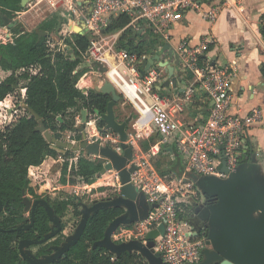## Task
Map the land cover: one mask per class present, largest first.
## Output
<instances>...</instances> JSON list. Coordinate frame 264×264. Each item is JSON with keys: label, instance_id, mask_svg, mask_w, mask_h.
Returning a JSON list of instances; mask_svg holds the SVG:
<instances>
[{"label": "built area", "instance_id": "1", "mask_svg": "<svg viewBox=\"0 0 264 264\" xmlns=\"http://www.w3.org/2000/svg\"><path fill=\"white\" fill-rule=\"evenodd\" d=\"M49 1L55 7L60 1L63 6L70 1V6L74 9L79 8L81 3L82 12L78 13L77 22L83 30L81 34L88 36L90 40L88 49L81 56V66L90 65L95 69V63L100 62L105 67L102 71L96 66L102 78L100 83L104 82V76L108 78L109 71L114 67L121 82L130 83L138 93L137 101H133L139 112L133 123L136 133L133 138L129 135L128 141L134 145L135 139L151 135L153 131H149L150 126L160 135L158 142L147 151L146 156L134 158L137 169L131 174V182L145 193L150 203L158 205L152 209L146 220L137 222L134 229L122 227L114 232L112 239L120 243L140 240L147 244V233L165 222L164 234L155 238L154 252L160 253L166 264H200L204 259L203 250L209 247L207 237L204 233L198 237L191 235L194 229L185 230L184 221L180 217V213L184 211L182 203H187L198 195L195 183L188 178L192 173L226 178L228 173L222 170L224 165L230 171L236 170L240 164V152L250 138L252 127L263 123L262 111L253 108L244 115L231 111L234 95L230 86L236 69L213 60L209 51L210 45L214 43L213 37H206L195 44L186 40L178 44L176 56L179 59L180 73L190 74L192 78L181 96L162 97L155 88L168 76L166 66L160 63L165 60L161 58L160 62L156 61L142 77V64L151 55L132 54L119 48L118 36L108 32L107 28L119 15H127L130 17L129 26L136 27L141 21H145L167 37L169 29L190 11L214 22L229 0ZM16 36L10 26L0 25V42L12 43ZM69 55L72 56L70 52ZM30 71L37 75L41 66L32 65L18 70L17 73ZM87 75L88 73L83 75L76 85L85 94L89 89V85L83 84ZM170 83L173 84L172 79ZM198 89L204 91L212 101L208 116L202 125L187 123L178 116L183 111V103L189 105ZM120 93L129 99L124 89H121ZM22 98H27L26 88L22 89ZM139 107H143L146 113H142ZM111 142L113 148L122 154L119 136L111 139ZM173 142L184 158L185 170L182 176L163 178L150 159L156 157L162 147ZM102 178L106 186L113 187L114 191L119 193L122 185L119 171L109 170L102 174ZM87 184L83 186L89 187L90 184ZM73 188L77 192L80 188L79 182L73 185Z\"/></svg>", "mask_w": 264, "mask_h": 264}, {"label": "trees", "instance_id": "2", "mask_svg": "<svg viewBox=\"0 0 264 264\" xmlns=\"http://www.w3.org/2000/svg\"><path fill=\"white\" fill-rule=\"evenodd\" d=\"M21 2L22 0H0V23H3L4 15L12 18L22 11L24 6ZM56 22L57 19L53 18L42 23L40 25L42 34L39 31H17L14 42L6 44L0 42V67L11 71V75L0 83V100L12 93L22 79L27 81L24 85L27 92V107L34 111V113L30 112L29 117L19 119L7 136L0 130V198L5 206L0 214V264H32L26 259H21L18 250L19 240L42 238L52 231V223L44 206L37 207L35 223L30 230H15L16 227L27 222L23 219L20 206L30 185L28 168L40 165L47 156L57 157L59 154L43 133L36 130L39 122L34 114L40 116L47 129L52 125L46 122V118L53 120L55 117L62 116L60 128L65 130L72 126L70 120L74 119V116L69 119L73 115L70 113L71 109L79 106L87 108L90 113H96V110L103 113L106 112L111 99L110 95L96 91L94 88H90L85 94L76 86L79 78L86 71L85 65L81 67V56L89 47L88 36L72 33L67 38V42L73 47L72 56L65 55L61 51L57 52L54 58L51 56L46 44L47 35L43 32L50 34ZM129 22V16L119 15L112 21L107 31L119 30L127 26ZM260 30L264 38V24ZM32 65L41 66L40 73L31 75L23 72L20 76L16 75L18 70ZM111 78L117 86L119 83L117 78L112 74ZM100 120L97 122L99 127L106 126L104 120L102 118ZM126 121L129 122V119ZM55 137L59 139L58 136ZM156 142V138L151 136L143 144V149L148 150ZM172 147L176 154L175 162L164 168L158 165L157 168L162 176L178 175L175 167L177 163H181V155L175 145ZM162 149L160 154L164 152ZM68 152L71 151L68 150ZM104 164L85 157L80 158L77 165H69L65 161L62 167L63 181L71 185L77 184L81 179L87 182L95 173H100ZM180 169L184 170L182 163ZM46 200L55 214L63 218L70 201L68 199ZM182 206L184 211L180 213V217L188 218L189 214L185 209L192 207V202L182 203ZM192 210H195L194 206ZM124 212L122 207H108L95 211L90 216L80 240L69 249L67 254L57 258L51 264H149L141 254L136 252L125 251L117 255L106 247H94L95 242L104 238L110 223ZM68 236V230L62 221V228L52 243L62 244ZM48 245L42 246L41 252H46Z\"/></svg>", "mask_w": 264, "mask_h": 264}, {"label": "water", "instance_id": "3", "mask_svg": "<svg viewBox=\"0 0 264 264\" xmlns=\"http://www.w3.org/2000/svg\"><path fill=\"white\" fill-rule=\"evenodd\" d=\"M28 1L29 0H22V6ZM3 22L15 31L22 26V24L16 25L5 15L3 16ZM75 31V33H83L81 26H76ZM43 34L47 35L48 32H43ZM70 52L73 54L72 49ZM160 59L161 56L159 54H154L152 57L145 60L140 69L141 76L144 77L146 72ZM160 63L166 66V70L169 73L170 78L164 83L166 86H169L170 79H172L175 74V65L179 64V59L176 56L175 65H172L170 61ZM95 65L102 71L105 70V67L100 62H96ZM172 81L177 84L175 78H173ZM94 89L111 96L106 112L101 113L99 110H96V114L104 120L107 128L118 134L120 147L123 149L122 154H119L109 145L101 147L98 144H90L89 141H87L84 125L81 127L84 142L80 145L57 139L51 131L47 129L43 120L40 119V116L34 114L39 122L36 130L43 133L48 142H52L59 147L74 151L87 149L90 153L103 156L108 161L100 174H104L112 169L119 171L122 184L121 189L113 198L111 197L107 200L95 201L94 203L84 205L81 223L75 234L68 236L59 246H54V253L40 258L35 257L31 251H27L26 248L31 245L43 244L53 239L62 228V220L55 214L52 206L46 199L39 198L32 201L24 198L26 205L28 207L32 206L31 223L24 227L20 225L15 228L16 230H21L23 228L28 230L34 225L38 206H44L46 208L49 219L53 225L52 231L44 237L37 239H22L19 242L21 259H26L32 264L52 263L57 258L67 254L69 249L80 240L90 216L95 211L108 207H122L125 212L110 223L104 238L95 242L94 247H106L110 252L117 255L125 251L132 252L136 250L147 258L149 264H166L160 253L154 252L153 249L155 238L163 235L165 232V222L161 223L158 228L152 229L147 233V244H144L140 240H130L116 244L112 239L114 232L120 225L146 220L152 209L157 207L158 204L150 203L145 193L140 191L133 182H131V174L137 169L136 164L133 162L134 147L128 141V122L126 120H119L115 110L116 104L122 98V94L110 80H105L103 83L97 84ZM30 112L34 113L33 110H30ZM82 113V122L84 124L89 121V113L86 109H84ZM57 118L62 121L61 116ZM164 148L172 151V147L167 145H165ZM180 166L181 164L178 163L175 167L178 176L183 175ZM222 170L228 173V177L199 176L192 173L188 178L189 181L194 182L198 186L204 197L203 203H199L195 208L197 218L202 222L203 227L196 225L192 220L189 221L195 228V231L192 232L191 235L198 237L204 233L207 237V244L209 247L203 250L204 259L200 264H264V183L258 184L256 178L251 175L255 170L250 163L242 162L237 169L233 171H230L224 165ZM4 208V203L0 198V214Z\"/></svg>", "mask_w": 264, "mask_h": 264}, {"label": "crops", "instance_id": "4", "mask_svg": "<svg viewBox=\"0 0 264 264\" xmlns=\"http://www.w3.org/2000/svg\"><path fill=\"white\" fill-rule=\"evenodd\" d=\"M66 4L68 11L74 10L75 14L82 12L81 3H79V8L75 9L70 6V1H67ZM263 24L264 0H229L228 5L221 9L214 22L206 20L197 12L190 11L181 21L175 23L169 29L167 37L145 21H141L136 27L128 24L119 30L108 31L118 36L117 45L119 48L131 49L132 53L148 54L151 57L154 54H159L161 58L170 61L172 65H175L176 61V48L183 40L195 44L206 37L214 38V43L209 48L213 60L217 63L231 65L236 69V75L233 77L230 86V90L234 95L231 111L239 112L242 115L253 108H259L262 111L263 123H257L252 127L250 138L239 155L240 164L244 162L253 165L255 171L251 175L256 178L258 184L264 183V38L260 30ZM169 78L168 73L167 78L155 88L162 97L181 96L192 76L181 74L178 65H175V74L172 79L175 78L177 84L170 83L169 86H166L164 83ZM126 92L130 98L128 91ZM130 99L133 100L134 97ZM192 100L189 105L183 103V111L178 116L182 117L187 123L202 125L208 116L212 101L201 89L195 91ZM149 131H153V133L146 135L144 140L148 141L152 136L158 142L160 135L154 130L153 126L149 127ZM136 145H133L134 158H140L146 156L147 151L154 144L148 150H144L139 146L141 156L137 155ZM172 145L176 147L175 142L167 144L169 147H172ZM163 150L164 152L160 154V151L158 155H164L167 158L168 163L165 166L167 167L175 162L176 154L173 147L172 151L165 148ZM181 163L185 164L182 156ZM152 165L154 166L153 163ZM154 167L158 170L156 166ZM93 186H96V183ZM67 187L74 190L73 185H67ZM195 189L198 195L192 198L200 200V202L204 201L202 191L196 184ZM195 217H197L195 210H192L188 218L183 219L185 230L194 229L195 231L194 226L188 222L193 221Z\"/></svg>", "mask_w": 264, "mask_h": 264}, {"label": "rangeland", "instance_id": "5", "mask_svg": "<svg viewBox=\"0 0 264 264\" xmlns=\"http://www.w3.org/2000/svg\"><path fill=\"white\" fill-rule=\"evenodd\" d=\"M78 15L79 14H75L73 10L68 11L67 6H63L62 1H60L58 6L55 7L52 6L49 0H29L24 5V9L16 13L10 19L16 25L22 24V26L17 31H39L42 34V31H40V25L45 21L56 18L57 22L54 26V29L50 34H47V45H49L48 51L54 58V55L59 51H61L65 55H68L71 49L73 52V47L69 42H67V38L69 35L76 32L75 27L79 25L77 22ZM0 25H4V22L0 23ZM17 31L14 30L15 34ZM128 51L130 53L133 52L130 49H128ZM33 70L35 71V69ZM30 73L31 75H34L32 71H30ZM86 73H88V75L84 78V80L86 81L83 84L89 85V89L94 88L97 84H101L99 80L102 78L99 74V69L96 66L94 69L90 65H87L86 71L83 75H85ZM10 75V71L3 70L0 67V83L7 79ZM16 75L20 76L22 75V73H17ZM103 79L109 80L108 78H106V76H104ZM26 83L27 81L20 79L14 91L8 94L4 99H2V101H0V130L5 133L4 135L6 136L8 135L9 130H11V128L19 121V119H21L22 117H29L31 115L26 103L27 98H22V89L25 88L24 85ZM84 109H86L89 113V121L83 124L82 111ZM115 110L119 120L123 121L129 119L127 130L129 135L132 136L131 138L135 137L136 130L133 126V123L139 116V112L136 109L134 102L122 95L121 100L116 104ZM70 113L73 115H71L69 119L73 118L72 116H74V119L70 120L72 126L69 129L65 130H62L60 128L61 121L58 120L57 117H55L53 120H49L46 118V122L50 123V126L52 125L51 128H48V130H50L54 136H58L60 140H63L65 142H73L75 145H80L84 142L83 132L81 130L82 125H84V131L87 136V141H89L90 144H98L101 147L107 145L113 147L111 139L116 138L118 134H116L113 130L107 128L106 126L99 127L97 123L98 121H101V117L99 115H97L96 113H90L87 108L79 106L71 109ZM144 139V137H142L141 140L135 139V145L138 144L135 147L138 151L137 155L139 156H141V153L139 152V146L143 148V144L145 143ZM4 141L6 145V137L4 138ZM49 143H51V146L55 148L59 154L57 157L47 156L40 165L28 168L27 175L30 185L29 189L24 195V198L30 199L32 201L37 197L51 200L57 199L59 201L68 199L70 201V204L67 207L66 213L64 217L61 218V220L64 221L65 227L68 230V234L70 236L75 234L81 223L84 205L94 203L95 201L107 200L111 197L113 198L118 193L114 191L113 187L105 185V181L102 178V174L100 173H95L87 182L82 179L79 180L80 188L77 192L72 190L71 187H67L69 183L64 182L62 176V167L65 161H67L69 165H72L76 162L78 163L79 159L82 157L94 160L97 163H105L106 160L103 156H100V154L90 153L87 149H81L78 151L70 150L71 152H68V149L59 147L52 142ZM158 156L150 159V161L156 167H158V165L160 166V168L165 167L168 163L167 158L164 155ZM170 176L171 174H168L163 178H169ZM87 183H96V186L90 185V187H84L83 185ZM191 201L194 208L199 203H203V201L200 202V200L198 201L193 198H191ZM193 206L185 209V211L187 210V214L192 213ZM31 208L32 207H28L23 200L20 206V211L22 213L23 219L27 222L30 220ZM136 223L137 222L127 225L122 224L116 230L118 231L122 227L134 229ZM114 242L116 244H120V242ZM39 247L40 246L37 245L29 246L26 248V250L33 251L38 249ZM132 252L141 254V252L136 250ZM141 255L147 260V258L143 254Z\"/></svg>", "mask_w": 264, "mask_h": 264}, {"label": "flooded vegetation", "instance_id": "6", "mask_svg": "<svg viewBox=\"0 0 264 264\" xmlns=\"http://www.w3.org/2000/svg\"><path fill=\"white\" fill-rule=\"evenodd\" d=\"M36 199H39V198H36ZM32 207V206H31ZM31 210H32V208H31ZM57 215V214H56ZM194 216V215H193ZM193 221H194V223L196 224V225H198V226H202L203 224H202V222L197 218V217H195V218H193ZM31 223V214H30V220L28 221V222H24V223H22L21 224V226H26V225H28V224H30ZM52 223V222H51ZM51 225H53V224H51ZM20 226V225H19ZM32 228V227H31ZM30 228V229H31ZM30 229H28V230H30ZM16 230V229H15ZM21 230H24V231H28V230H25L24 228L23 229H21ZM57 236V235H56ZM55 236V237H56ZM54 237V238H55ZM54 238L53 239H50V240H48L47 242H45V243H43V244H37V246H40L38 249H36V250H33V251H31V253L35 256V257H37V258H40V257H43V256H46V255H50V254H52V253H54V249H53V247L54 246H59L60 244H55V243H52V241L54 240ZM37 239V238H36ZM22 239H20L19 240V242L21 241ZM47 244H49L47 247H46V252H41V247L42 246H45V245H47ZM31 246H34V245H31ZM18 250H19V253H20V249H19V243H18ZM21 256V255H20ZM53 263V262H52ZM51 264V263H50Z\"/></svg>", "mask_w": 264, "mask_h": 264}, {"label": "bare ground", "instance_id": "7", "mask_svg": "<svg viewBox=\"0 0 264 264\" xmlns=\"http://www.w3.org/2000/svg\"><path fill=\"white\" fill-rule=\"evenodd\" d=\"M111 74L112 75H114L116 78H117V80H118V85L116 86L115 85V83L112 81V78H111ZM108 78L110 79V81L116 86V87H118L119 89H124V90H126V91H128V93H129V96H130V98L132 97H134V99L132 100V101H137V98H138V93L136 92V90H134L135 88L132 86V85H130V83H122L121 82V80L119 79V77L117 76V74H116V72H115V69H114V67H112V69L109 71V74H108ZM134 89H133V88ZM129 98V99H130ZM139 110L142 112V113H146V111L144 110V108L143 107H139ZM146 117H147V114H145V119H146ZM148 121V119L147 120H145V122H147ZM144 122V123H145Z\"/></svg>", "mask_w": 264, "mask_h": 264}]
</instances>
